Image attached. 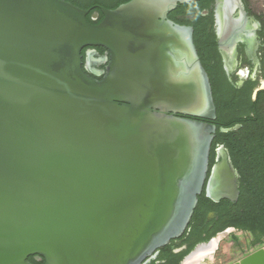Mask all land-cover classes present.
<instances>
[{"label": "water", "instance_id": "1", "mask_svg": "<svg viewBox=\"0 0 264 264\" xmlns=\"http://www.w3.org/2000/svg\"><path fill=\"white\" fill-rule=\"evenodd\" d=\"M187 1L131 0L93 25L64 0H0V264H141L184 231L215 132L175 116L215 118L193 30L167 19ZM85 47L109 53L101 81ZM216 159L207 197L234 201ZM233 264H264V246Z\"/></svg>", "mask_w": 264, "mask_h": 264}, {"label": "flooded vegetation", "instance_id": "2", "mask_svg": "<svg viewBox=\"0 0 264 264\" xmlns=\"http://www.w3.org/2000/svg\"><path fill=\"white\" fill-rule=\"evenodd\" d=\"M64 1L87 11L86 20L95 25L103 20L104 10H115L131 0ZM253 2V0H188L184 3L189 6L187 12H182L178 5L175 10L168 13L167 19L175 24L192 28L193 44L208 78L211 94L214 91L220 98L226 97L228 100L243 102L250 98L252 102H257L255 108H258L264 116V95L259 96L260 92L264 91V9L258 3ZM81 57L85 74L95 81H101L106 74L105 67L109 63V53L102 47H85L81 50ZM240 112L239 108L233 113L229 112V115H240ZM175 116L215 127V118L204 120L179 114ZM239 117L244 121L247 119L245 114ZM235 126L239 128L234 130L236 132L230 138L238 141L241 139L239 135L244 127L241 124ZM212 136L206 175L199 194L203 195V199L199 203L197 198L184 231L165 246L148 255L141 264H164L165 261L159 260V257L168 251L173 256L183 254L180 260V264H183L186 257L196 247L205 244L210 245V250L213 249L212 253L209 254L208 251L185 264H209L214 259L219 240L223 236L234 237L237 232H242L247 233L251 238L248 232L229 227L224 231L217 230L221 226V214L225 213L227 218H232L236 214L239 207L240 189L246 186V182L248 185L246 178L239 174L236 164L246 166L247 160L233 159L223 144H212L215 132ZM220 147L227 152L228 163L236 172L238 197L234 201L221 199L214 202L207 197V181L211 169L217 163V150ZM259 164L264 166V159L260 160ZM260 171L264 172V167L260 168ZM261 180L260 185H264V174ZM262 246L253 248L251 252ZM26 263L43 264L44 262L36 256H29Z\"/></svg>", "mask_w": 264, "mask_h": 264}, {"label": "trees", "instance_id": "3", "mask_svg": "<svg viewBox=\"0 0 264 264\" xmlns=\"http://www.w3.org/2000/svg\"><path fill=\"white\" fill-rule=\"evenodd\" d=\"M178 8L182 12L189 10V6L186 4L179 5ZM261 95H264V91L260 92L259 96ZM212 99L215 106L216 128L215 139L212 144H223L233 159L243 158L247 160L246 166L236 164V168L241 177H245L248 181V185L246 182V186L240 189L239 207L235 216L227 218L224 215L225 213L221 214V226L217 230L224 231L229 227L234 230L248 232L252 238L249 248H258L264 245V185H260L264 174L263 171H260V168L264 166L259 164L260 160L264 159V116L258 108H255L257 102H252L250 98L246 102L228 100L226 97L220 98L213 91ZM239 108L240 115L245 114L247 117L245 121L239 117V114L229 115V112L233 113ZM236 124H241L244 129L239 135L241 139L233 141L230 137L236 131L224 133L221 130L232 128ZM197 198L200 203L203 195H199ZM233 240L236 242L237 238L234 236ZM172 256L168 251L161 254L159 260L165 261L164 264H180L183 254Z\"/></svg>", "mask_w": 264, "mask_h": 264}, {"label": "rangeland", "instance_id": "4", "mask_svg": "<svg viewBox=\"0 0 264 264\" xmlns=\"http://www.w3.org/2000/svg\"><path fill=\"white\" fill-rule=\"evenodd\" d=\"M264 9V0H253ZM237 241L233 237L223 236L219 240V245L215 257L209 264H233L242 257L248 255L253 248H249L250 236L247 233L237 232Z\"/></svg>", "mask_w": 264, "mask_h": 264}]
</instances>
